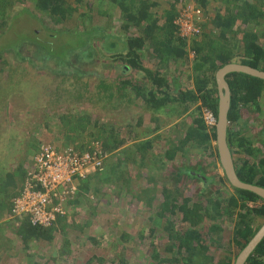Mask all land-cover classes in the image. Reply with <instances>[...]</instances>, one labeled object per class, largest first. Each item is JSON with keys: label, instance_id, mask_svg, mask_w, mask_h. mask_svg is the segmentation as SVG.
Wrapping results in <instances>:
<instances>
[{"label": "rangeland", "instance_id": "374dc122", "mask_svg": "<svg viewBox=\"0 0 264 264\" xmlns=\"http://www.w3.org/2000/svg\"><path fill=\"white\" fill-rule=\"evenodd\" d=\"M28 1L30 0H26L27 3L24 5L15 0L0 1V5L10 7V9L4 8L6 15L0 17V174L5 176L9 173L15 174L20 166L27 169L43 143L58 147L70 145L85 147L92 140H97L110 145L107 151L103 146L106 152L109 151V158L102 171L90 175L87 180L81 182L80 186H87L88 191L79 188L77 196L70 200L68 214L61 218L63 223L57 222L53 226L55 231L51 242L41 240L35 248L26 249L17 233L22 220L18 219V222L8 219V222L14 223L8 224L4 231H1L0 264H87L88 260H93L91 264H104L99 259L105 260V264H119L122 259L132 260L136 264H158L156 260L149 262L145 257L149 248L151 250L149 245L154 240L151 230L155 228L154 235L159 238L162 233L164 219L157 215V205L163 198L164 189H169L173 195L177 192L181 203L184 198L195 200L198 192L186 176L181 182H175L171 176V170H175L176 166L180 168L188 166L195 170L201 167L202 172L207 171L210 174L215 172L219 176H224L220 160L213 152L206 151L203 145L182 144L180 146L185 147L176 153L173 161L159 159L158 165L151 170L148 167L153 165L138 168L139 161L129 162L128 167L123 166L118 172L112 185H96L99 174L117 162L118 158H125L123 153L125 149H120L124 147L122 144L125 145L133 137L125 136L124 130L134 120V116L131 115L138 110L131 112L129 107L125 106V104L133 106L136 101L131 99L126 100L130 102H124L123 98L119 100L120 95L117 94V90L120 91L122 88L118 85L122 84V78L127 76V73L128 81H133L136 77L131 70L125 69L127 51L121 53L122 57L117 60V63L113 62L116 64L115 68H108V65L101 68V63H111L112 54L117 51L116 48L112 50L114 43L109 41L105 48L95 46L97 42L93 40L95 36L92 35L95 32L92 28L103 29L105 34L122 36L124 39L131 38L133 35L141 36L143 31L136 27L131 28L129 32L121 30L123 13L111 0H103V2L102 0H81L80 2L66 0L76 12L72 17L61 22H58V18L37 15L32 3ZM152 1L157 3V7L151 10L152 15L159 21L160 26H163L166 22L164 11H171V6L176 13L180 12L183 6H191L192 3L196 4V1L200 0H192L188 3H185V0ZM24 7L29 12L26 10L20 12V9ZM222 10L224 11L222 0H210L206 8L203 33L196 40L197 44L204 45L219 35L220 30L214 21ZM157 35L159 39H162L163 34ZM88 38L91 42H87ZM86 42L91 43V48L98 49L92 56L85 55L87 59L85 63H79L78 57L81 53H90L86 51L88 48ZM119 45L115 42V47ZM145 48L150 55L146 54L144 59L153 54V60L150 63L152 65L147 63V66L151 68L150 73L152 77L153 73L158 77L161 70L165 68V64L163 68L164 62L155 55L151 41L147 42ZM118 50L121 52V47ZM38 51L41 55L44 51L49 55L48 69H46L44 57H41L40 62L36 60ZM17 52L18 58L23 59L22 61L29 58V61L18 62L17 57L14 56ZM192 52L194 51L188 49V54L191 55ZM195 57L196 53L193 59ZM62 60L64 64H61ZM76 60L80 65L74 62ZM187 60L188 55L187 58L181 59L179 64L169 63L172 72H176L175 75L185 80L186 91L194 89L195 81L193 77L191 80L187 79L188 74L191 73L186 65ZM57 61L63 72L68 71L70 75L61 76L55 71L58 77L54 72H49L57 66L55 65ZM97 62H100V67L97 66ZM146 62L147 60L144 63ZM79 73H91L100 78L86 76L84 80L78 75ZM161 76L164 77V75ZM82 85H85L88 90L82 100L77 102L69 89L74 92V89ZM103 85L114 86V99L109 100ZM137 89L139 95H142L140 94L143 92L142 86L141 89L139 87ZM132 91L135 93L134 88ZM199 105L200 103L196 104L191 111ZM260 105L259 111L244 108L239 126L241 131L244 128L248 131L254 143L258 140L256 137L259 132L264 130V96L260 100ZM175 106L169 105L166 108L172 113L175 110L171 108ZM180 110L181 107L178 111L181 112ZM245 123L247 124L243 127ZM131 128L133 126H128V129ZM186 128L187 126L182 127V134L176 133L177 137L180 136L179 139L184 140ZM177 137L173 143L174 146L171 143L169 146H153L152 152L157 156L162 154L164 156L168 149L177 147L179 144ZM156 143L160 145L161 141ZM115 144L121 146H115ZM215 145L216 142L212 141V146L215 147ZM125 148L128 149V146ZM150 158L151 155L148 156V161ZM17 180L15 192H18L22 186L19 178ZM220 188L221 185L217 180L213 189L207 191L202 202L206 205L209 195L213 196L214 200L215 198L220 200L224 193L223 191L222 194L220 193ZM229 190L234 193L230 187ZM10 191L13 192L12 188ZM76 200L80 202L76 203ZM211 210L212 213L217 211L214 207ZM172 220L176 222L177 218L172 217ZM215 223H219L224 228L221 233L222 246H214L211 252L222 260L226 256L234 259L238 250L234 246L227 245L233 237L234 224L222 218ZM262 223L263 221L259 219L255 225L259 226ZM166 242L164 241V245ZM159 248L163 251L165 246ZM165 256L171 258L169 253Z\"/></svg>", "mask_w": 264, "mask_h": 264}, {"label": "trees", "instance_id": "16d2710c", "mask_svg": "<svg viewBox=\"0 0 264 264\" xmlns=\"http://www.w3.org/2000/svg\"><path fill=\"white\" fill-rule=\"evenodd\" d=\"M15 1H20L21 5L27 3L26 0L24 2L23 0ZM77 1L80 2L81 0ZM28 2L32 3L37 15L50 16L53 19L58 18V22L67 20L76 12L75 9H72L67 4L66 0H30ZM111 2L116 4L117 9L123 13L121 16V30L129 32L131 28L136 27L139 30L142 29L143 35H133L131 38L126 35L127 38L124 39L122 36L105 34L103 29L92 28L95 32L92 35L93 37L95 36L93 40L97 42L95 46L99 45L98 48H105L109 41V43H114L111 47L112 50L116 48L117 51L112 54V64L103 62L101 63V68L105 65H108V68H115L116 64H113V62L117 63V60L122 57L121 53L127 51L125 55L127 69L131 71L139 69L142 58L141 52L144 51L148 41H151L155 55L163 61L169 56L187 58L188 49L194 51L196 53L194 69L198 71L194 81V89L187 91L186 89H181L179 95L176 94L174 97L165 93L163 98H160L159 102L152 103V106H156L157 110H160L166 103L175 102L174 104L181 105V113H187L196 104L200 103L196 109L191 111V127H189L184 140L180 144L195 143V145H203L206 151L213 152L219 159L217 145L215 147L212 146V141H217L216 128L211 131L208 130L202 110L209 108L218 118L219 93L216 73L224 66L231 63H239L264 71V0H222L224 11H220L214 21L220 33L215 39H210L204 45H201V43L197 44L196 40L188 44L178 35V29L174 21L179 11L174 13L173 6H171V11H164L166 22L163 26H160L159 21L154 18L151 12L153 7H157V3L152 0H111ZM209 2L210 0H200L198 3L206 9ZM4 8L10 9L8 5H0V17L6 15V9ZM25 10L29 12L26 7L21 8L20 12ZM157 34H163L162 39H159ZM87 42H91L89 38ZM115 42H118V45L120 42V45L115 47ZM102 44L104 47H100ZM87 46L86 51H90V53H81L78 57L79 63H85L87 60L85 55L92 56L98 49L96 47L91 48V43ZM119 47H121V52L118 50ZM36 53H38L36 60L40 62L42 61L41 57H44L45 66L48 69L50 61H48L49 58L47 57L49 55L45 51L43 55L39 51ZM14 56L17 57L18 62L23 60L20 57L18 58V52ZM24 61H29V58ZM57 63L59 62L57 61L55 65H58ZM61 64H64L63 60ZM17 65L19 66L20 64ZM97 66L100 67V62H97ZM56 69L57 66L49 72L55 73ZM62 75L68 76L70 72H63ZM78 75L83 77L84 80L86 76L100 78L97 74L95 76V74L91 73H79ZM101 79L104 78L101 77ZM226 79L231 89V108L228 115V145L234 160L236 173L242 182L264 188V130L259 132L256 137L258 140L254 143L245 128L243 131L239 129L244 108L261 110L260 100L264 96V80L243 73L229 74ZM157 83H160L159 80H157ZM161 85L162 83H160ZM108 86L110 85H103V90L109 100L114 99V87ZM87 90V87L82 85L80 88L74 89V92L71 91V93L76 98L75 100L79 102ZM75 95L78 96L76 97ZM101 143L107 151L110 145L104 144V142ZM146 143L140 142L137 146L133 145L128 146V149L125 148L123 152L125 158H118L117 162H114L107 170L99 174L96 185H112L113 179L116 178L118 172L123 166L128 167L129 162L139 161L138 168L153 165L148 167L151 170L152 167L158 165L157 160L173 161L176 153L185 147L177 146L169 149L161 157L154 154L152 152L154 150L153 146H147ZM115 146L121 145L115 144ZM149 155H151L150 161H148ZM189 170L199 173L201 172V167L195 170L188 166L182 168L176 166L175 170H171V176L177 183L181 182L184 176L190 178L193 182L195 181V186L198 188L195 200L194 198H184L181 203L177 192L175 193L176 195H173L169 189H164L163 198L157 205V215L164 219L161 230V235L164 239H162L161 235L160 238L154 235L155 228L151 230L154 240L149 245L151 250L148 247L149 250L145 259L149 262L156 260L158 264H235L238 255L264 225V200L250 191L232 187L225 174L224 176H219L215 172L210 174L207 171H203L201 173L202 176L209 181L204 186L202 178L196 175L193 177L191 174L189 176L187 173ZM26 173L27 169L20 166V169L15 174L9 173L6 176L0 174V236L2 234L1 231L3 232L8 224L14 223L8 222L9 213L12 210L11 200L13 201L12 197L15 198L19 194V191L15 192L18 184L17 178H19L20 182H23ZM217 180L221 185L220 193L224 192L221 195L222 198L220 200L215 198L214 200L213 196L209 195L205 205L202 201H204L207 191L213 189ZM227 185L234 193L229 190ZM11 188L13 190L12 193L10 191ZM79 188L88 191V187L85 185ZM75 202L79 203L80 200ZM213 207L217 209V211H213L215 214L211 210ZM172 217H176L177 221L172 222ZM220 218L234 224L233 237L227 243L229 247L234 246L238 250V254L234 256V259L226 256L222 260L211 252L214 246H222L221 233H223L224 228L219 223H215ZM259 219L263 223L257 226L255 224ZM16 220L19 222L18 219H13V221ZM57 222L62 224L63 220L60 218ZM20 224L17 233L22 239L24 247L28 250L35 248L41 240L47 242L53 240L54 227H33L28 220H22ZM164 241H167L166 245H164ZM160 246H165L163 251L160 250ZM1 248L2 246H0ZM151 253L152 255L149 256L148 254ZM167 253L171 255V258H166L167 256L165 255ZM99 260L105 264V260ZM92 261L88 260L87 264H91ZM120 263L136 264L132 260L125 259H122ZM246 264H264V240L258 245Z\"/></svg>", "mask_w": 264, "mask_h": 264}, {"label": "built area", "instance_id": "2783aa9c", "mask_svg": "<svg viewBox=\"0 0 264 264\" xmlns=\"http://www.w3.org/2000/svg\"><path fill=\"white\" fill-rule=\"evenodd\" d=\"M205 21L206 9L196 1L182 7L174 24L178 35L190 44L202 35ZM202 115L209 131L217 127L218 118L211 109L204 108ZM108 158L109 153L97 140L85 147L41 144L12 201L9 219L28 220L33 227H53L68 214L69 202L77 196L81 182L102 171Z\"/></svg>", "mask_w": 264, "mask_h": 264}, {"label": "crops", "instance_id": "0c3cea01", "mask_svg": "<svg viewBox=\"0 0 264 264\" xmlns=\"http://www.w3.org/2000/svg\"><path fill=\"white\" fill-rule=\"evenodd\" d=\"M146 54L150 55L148 50H146L145 48L144 51L141 52L142 58L139 69H135L131 72L136 74L135 79H133V81H128L127 76L129 75L127 73V76L122 78L123 79L122 84L118 85L119 88L122 87L121 88L122 90L121 89L120 91L117 90V94L120 95L119 100L120 98H123L124 102H130L126 100H131V99L134 102L136 101L137 104L135 102L133 106H129L128 104H125V106L129 107V110L131 112L134 111L135 109L138 110L137 112L134 113V115H131L134 116L133 118L134 120L132 123L128 124L124 130L125 136L128 135V137L132 136L133 138L131 139V141H127L124 147L121 148L120 150L125 149V147L127 146H133V145L137 146L139 145L140 142H147L146 143L147 146H169L170 143L171 145H173V143H175V138L177 137L176 133L182 134L183 133L182 127L187 126L185 132L186 134L189 127L191 126V111L187 113L179 112L178 109L181 106L180 104L177 105L174 104L175 102H168L160 110H157L156 106H152V103L159 102L160 98L161 99L163 98V94L168 93L169 95L174 97L176 94L179 95L181 89L184 90L185 88L184 85H186L184 84L185 80L184 79L182 80L181 76L175 75L176 72H172L171 67H169V63L179 64L180 60L185 57L173 58L169 56L165 59V61L159 58L164 62L163 68H164V64H165V68L161 70V74L158 77H155L154 73H153L154 77H152V73H150L151 68L147 65L152 63L153 54H151V56L148 57L147 59L146 58L144 59V57H146ZM186 55H188V60L186 62V65L187 68L191 70V73L188 74L187 79L191 80V77H193V79L196 80V75L198 74V71L194 69L196 63L195 59L191 58L190 54H186ZM190 58L191 60H189ZM146 60L147 62L144 63ZM189 64H191L190 67ZM166 65H168V67ZM119 67H121V65H119ZM125 69L126 71H128L127 67ZM192 69H194L193 72ZM161 75H164V77H162ZM157 80H159V82L162 83L161 86L160 83H157ZM141 86L143 92L140 93L142 95H139V91L137 88L139 87V89H141ZM133 88L135 89V93L132 91ZM134 96L136 99L134 98ZM169 105H174V106L176 105L174 108H171L174 109L175 112L171 113L167 110L166 107H168ZM128 126H133V128L128 129ZM177 138L179 140L178 141L179 144H177V146H180L181 145L180 142L182 143L181 140L183 139L182 138L179 139L180 136H178ZM158 141H161L160 145H157L156 142Z\"/></svg>", "mask_w": 264, "mask_h": 264}, {"label": "water", "instance_id": "95a60500", "mask_svg": "<svg viewBox=\"0 0 264 264\" xmlns=\"http://www.w3.org/2000/svg\"><path fill=\"white\" fill-rule=\"evenodd\" d=\"M232 73H243L264 80V71L239 63L228 64L218 70V72L216 73V82L219 93L218 124L216 127V145L218 149L220 164L232 187L240 190L250 191L264 200V188L244 183L239 179L235 170L234 160L228 145V115L231 108V89L226 78L229 74ZM263 240L264 225L260 228L256 235L250 240L247 246L238 255L235 264H246L250 256L253 254V252Z\"/></svg>", "mask_w": 264, "mask_h": 264}, {"label": "flooded vegetation", "instance_id": "af4514ba", "mask_svg": "<svg viewBox=\"0 0 264 264\" xmlns=\"http://www.w3.org/2000/svg\"><path fill=\"white\" fill-rule=\"evenodd\" d=\"M80 58H82V57H80ZM74 62H76V63H78V61L76 60V61H74ZM79 64V63H78ZM80 65V64H79ZM63 69L61 68V66L58 64L57 65V69H56V73H58V74H60L61 76H62V73H63ZM55 73V74H56ZM57 75V74H56ZM58 76V75H57ZM59 77V76H58ZM69 92H71V89H69ZM196 170H198V168L196 169ZM200 171V170H199ZM186 173V172H185ZM188 174H189V176H193L194 177V175H196V176H198L199 178H202L203 179V181H204V186L209 182V181H207L203 176H202V170H201V172L200 173H196V171L194 172V170L193 171H188L187 172ZM191 174V175H190ZM189 180L195 185L196 183H195V181L193 182L190 178H189ZM195 191L197 192L198 191V188L195 186Z\"/></svg>", "mask_w": 264, "mask_h": 264}]
</instances>
